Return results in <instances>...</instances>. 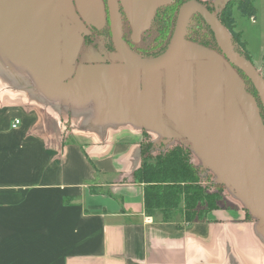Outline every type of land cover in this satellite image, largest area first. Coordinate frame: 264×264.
I'll use <instances>...</instances> for the list:
<instances>
[{
	"label": "water",
	"instance_id": "95a60500",
	"mask_svg": "<svg viewBox=\"0 0 264 264\" xmlns=\"http://www.w3.org/2000/svg\"><path fill=\"white\" fill-rule=\"evenodd\" d=\"M172 0H121L134 38L156 9ZM229 0L183 2L164 50L146 56L124 41L116 0H108L113 50L84 47L98 13H76L71 0H0V70L24 78L30 90L63 111H89L94 128L131 124L156 135L161 147L178 143L241 203L264 240V80L218 14ZM78 4V0H75ZM193 14L218 49L187 37ZM241 71L256 97L246 87Z\"/></svg>",
	"mask_w": 264,
	"mask_h": 264
},
{
	"label": "crops",
	"instance_id": "0c3cea01",
	"mask_svg": "<svg viewBox=\"0 0 264 264\" xmlns=\"http://www.w3.org/2000/svg\"><path fill=\"white\" fill-rule=\"evenodd\" d=\"M78 4L98 13L96 0ZM89 116L0 70V264H264V240L240 210L147 215L133 172L152 133L94 128Z\"/></svg>",
	"mask_w": 264,
	"mask_h": 264
},
{
	"label": "trees",
	"instance_id": "16d2710c",
	"mask_svg": "<svg viewBox=\"0 0 264 264\" xmlns=\"http://www.w3.org/2000/svg\"><path fill=\"white\" fill-rule=\"evenodd\" d=\"M237 9L241 14L254 15L255 9L250 0H238ZM220 21L232 34L240 48L244 49V42L234 30L235 19L231 9L220 12ZM148 148L142 149L141 165L133 172L134 180L144 185V209L147 215L162 214L163 218L170 217L173 210L182 205L184 219L190 222L194 219V212L200 203H205L207 211L220 209L217 202L220 199L218 193H208L200 184L198 168L190 161L189 151L180 145H176L165 152L152 156ZM221 189V186H217ZM204 213V214H205ZM248 221L252 219L246 213Z\"/></svg>",
	"mask_w": 264,
	"mask_h": 264
},
{
	"label": "flooded vegetation",
	"instance_id": "af4514ba",
	"mask_svg": "<svg viewBox=\"0 0 264 264\" xmlns=\"http://www.w3.org/2000/svg\"><path fill=\"white\" fill-rule=\"evenodd\" d=\"M71 1L76 10V13L83 20V12L80 13L79 4H77L75 0ZM99 1L102 3L104 8L105 24L100 29L94 27L93 25L87 26L89 33L84 35L83 45L84 47L92 46L96 49L102 47L106 51H112L114 47L111 40L108 0ZM185 1L187 0H172L169 4L158 7L153 15L150 26L143 32H141L138 37L134 38L132 29L130 28V25L126 20L122 2L121 0H116L118 11L122 19V36L125 43L133 51L142 55L154 56L161 53L168 43L169 37L171 35L177 10L179 6ZM205 4L209 10H214L212 4ZM220 14L221 13L218 14L219 19ZM187 37L193 41L218 49L214 41L213 34L198 14H193L190 18L187 28ZM238 72L243 77L247 89L256 96V92L253 89L250 81L244 76L241 71L238 70ZM259 106L261 108L260 103Z\"/></svg>",
	"mask_w": 264,
	"mask_h": 264
},
{
	"label": "rangeland",
	"instance_id": "374dc122",
	"mask_svg": "<svg viewBox=\"0 0 264 264\" xmlns=\"http://www.w3.org/2000/svg\"><path fill=\"white\" fill-rule=\"evenodd\" d=\"M198 1L202 3L212 4V0ZM250 1L255 9L254 15L252 17H250L248 14H241V12L237 9L238 0H229L224 9H226L227 6L231 9L233 17L235 19L234 30L238 33L240 39L244 42L245 48H241V50L244 52L245 56L252 62L254 67L259 71L261 77L264 80V0ZM261 115L264 119L262 106ZM151 138H156V135L150 134V137L148 135V141L147 143H145V145H143V149L148 148V151L151 153L152 156L157 155L160 152L163 153L176 145H180L178 143H173L166 147H161L158 142H152L150 140ZM182 147L185 148L184 146ZM188 151L190 153V161L197 167L199 164L198 159L196 158V156H194V154L191 153L190 150ZM199 175L200 184L204 187L206 192L213 194L218 193V195L220 196V199L216 201L220 209L229 211L231 210V214L229 215V217L237 216L236 211L240 210L243 219L247 220V211L242 207L241 203L234 199L222 185L214 183V175L211 172L205 171L203 173L199 171ZM217 186H221L222 188L218 189ZM206 209L207 207L205 203H200L195 209L194 217L201 216L202 218H204L206 216ZM200 210L204 212L200 216H198L197 214L200 212ZM173 212L174 214L180 213L183 216L182 219H184L185 215L182 205H179V207L173 210ZM248 216L250 217L249 214Z\"/></svg>",
	"mask_w": 264,
	"mask_h": 264
},
{
	"label": "built area",
	"instance_id": "2783aa9c",
	"mask_svg": "<svg viewBox=\"0 0 264 264\" xmlns=\"http://www.w3.org/2000/svg\"><path fill=\"white\" fill-rule=\"evenodd\" d=\"M17 124H19V120L18 119H15L12 126L15 127ZM146 221L150 222L151 221V218L150 217H147L146 218Z\"/></svg>",
	"mask_w": 264,
	"mask_h": 264
}]
</instances>
